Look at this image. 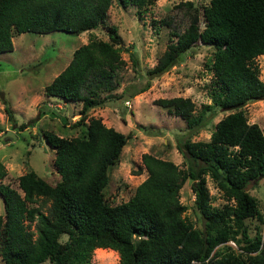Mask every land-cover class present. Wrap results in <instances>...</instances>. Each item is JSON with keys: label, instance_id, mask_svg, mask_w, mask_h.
Segmentation results:
<instances>
[{"label": "trees", "instance_id": "obj_1", "mask_svg": "<svg viewBox=\"0 0 264 264\" xmlns=\"http://www.w3.org/2000/svg\"><path fill=\"white\" fill-rule=\"evenodd\" d=\"M112 1L0 0V51L13 49L14 32L79 33L94 28ZM117 1L135 6L139 15L154 2ZM178 5L188 8L189 22L182 31L173 30L176 39L166 44L147 75L168 71L198 40L212 44L211 103L195 111L189 96L158 97L154 102L182 117L190 134L205 124V110L213 105L234 110L215 122L207 140L174 133L176 147L187 161L185 167L142 153L146 178L128 199L110 204L104 195L108 168L118 160L127 136L89 115V110L112 96L124 59L115 45L119 43L115 33H109L111 41L90 38L77 46L69 62L44 86L47 95L81 102L76 124L88 119L80 135L43 132L54 148L53 163L60 178L52 184L31 168L17 176L19 191L1 181L7 170L0 161L4 264L45 260L88 264L92 250L98 248L116 250L119 264H264V237L251 236L245 224L248 217L263 219L257 197L245 186L251 181L256 185L264 177V132L257 122L248 121L243 109L248 100L264 98V81L255 62L264 53V0H209L202 8L203 26L191 0ZM5 110L13 120L6 101ZM26 124L21 122L19 127ZM206 175L226 200L221 206L211 204ZM188 178L202 218L201 230L184 215L186 205L179 200ZM64 233L68 238L61 241Z\"/></svg>", "mask_w": 264, "mask_h": 264}, {"label": "rangeland", "instance_id": "obj_2", "mask_svg": "<svg viewBox=\"0 0 264 264\" xmlns=\"http://www.w3.org/2000/svg\"><path fill=\"white\" fill-rule=\"evenodd\" d=\"M181 1L184 0H154L149 9L139 15L135 6H122L113 0L96 27L79 33L61 29L14 32L13 49L0 51V136H3L0 161L7 170L2 182L21 191L17 176L31 168L52 184L60 178L53 163L54 148L46 142L43 132L52 131L67 137L80 135L86 130L88 119L76 124L81 102L47 95L44 86L69 62L77 46L90 38L111 41L110 32L116 35L119 43L115 45L119 46L124 64L117 70L118 85L111 91L112 96L103 105L91 108L89 115L123 132L127 141L118 160L108 168L106 200L115 204L128 199L146 178L148 172L141 161L144 152L170 159L180 167L187 165L185 156L176 147L174 133L207 140L215 122L234 109L213 105L205 110V124L190 134L182 117L154 102L158 97L189 96L195 103V111L211 103L212 44L198 40L168 71L154 77L147 75V69L156 63L166 44L176 39L173 30L182 31L189 22L188 8L178 5ZM191 1L203 26L202 8L209 0ZM162 18L168 22H162ZM255 62L259 66V77L264 81V53L258 55ZM145 84L147 87L139 90ZM5 101L12 110L13 120L5 110ZM243 109L248 121L257 122L264 132V98L248 100ZM21 122L27 124L20 128ZM191 181L186 179L180 188L179 200L186 205L184 215L201 230L202 218L194 202ZM250 183L248 191L257 197L263 219L248 217L245 224L251 236L264 237V177L256 185L255 181ZM206 185L212 196L211 204L221 206L226 200L208 175ZM34 224L30 225L33 229ZM67 238L66 233L60 236L61 241ZM228 243L236 247L234 241ZM0 264H4L1 257ZM41 264L52 262L45 260ZM88 264H119V254L109 248L93 249Z\"/></svg>", "mask_w": 264, "mask_h": 264}, {"label": "water", "instance_id": "obj_3", "mask_svg": "<svg viewBox=\"0 0 264 264\" xmlns=\"http://www.w3.org/2000/svg\"><path fill=\"white\" fill-rule=\"evenodd\" d=\"M253 99H257V98H253ZM1 138H3V136L1 135L0 136V140ZM251 185V183L249 182L246 186H245V190H248L249 186Z\"/></svg>", "mask_w": 264, "mask_h": 264}, {"label": "bare ground", "instance_id": "obj_4", "mask_svg": "<svg viewBox=\"0 0 264 264\" xmlns=\"http://www.w3.org/2000/svg\"><path fill=\"white\" fill-rule=\"evenodd\" d=\"M100 249V248H99Z\"/></svg>", "mask_w": 264, "mask_h": 264}]
</instances>
